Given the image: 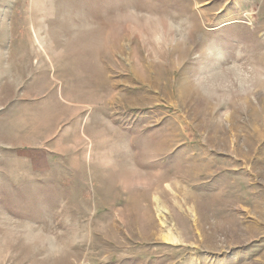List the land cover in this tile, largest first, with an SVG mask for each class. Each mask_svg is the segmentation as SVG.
<instances>
[{
  "label": "rangeland",
  "instance_id": "obj_1",
  "mask_svg": "<svg viewBox=\"0 0 264 264\" xmlns=\"http://www.w3.org/2000/svg\"><path fill=\"white\" fill-rule=\"evenodd\" d=\"M0 264H264V0H0Z\"/></svg>",
  "mask_w": 264,
  "mask_h": 264
},
{
  "label": "bare ground",
  "instance_id": "obj_2",
  "mask_svg": "<svg viewBox=\"0 0 264 264\" xmlns=\"http://www.w3.org/2000/svg\"><path fill=\"white\" fill-rule=\"evenodd\" d=\"M153 168V167H152ZM159 175H161V173L159 174ZM156 198V197H155ZM157 199V198H156ZM155 199V200H156ZM157 211H158V213H159V215H161V216H164V211H163V207L162 206H160L159 204L157 205ZM165 240H171V241H174V238H171V237H166V238H164ZM169 254V253H168ZM171 255V254H170ZM171 257H172V255H171Z\"/></svg>",
  "mask_w": 264,
  "mask_h": 264
}]
</instances>
